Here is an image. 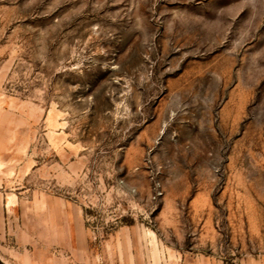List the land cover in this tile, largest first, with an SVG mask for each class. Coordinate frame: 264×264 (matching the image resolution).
I'll return each instance as SVG.
<instances>
[{
  "label": "rangeland",
  "instance_id": "rangeland-1",
  "mask_svg": "<svg viewBox=\"0 0 264 264\" xmlns=\"http://www.w3.org/2000/svg\"><path fill=\"white\" fill-rule=\"evenodd\" d=\"M0 93L70 264H264V0H0Z\"/></svg>",
  "mask_w": 264,
  "mask_h": 264
},
{
  "label": "crops",
  "instance_id": "crops-1",
  "mask_svg": "<svg viewBox=\"0 0 264 264\" xmlns=\"http://www.w3.org/2000/svg\"><path fill=\"white\" fill-rule=\"evenodd\" d=\"M5 106L0 93V110ZM21 208L18 197L0 192L1 258L7 264H70L77 250L72 246L76 229L71 227V214L55 211L48 203L36 213Z\"/></svg>",
  "mask_w": 264,
  "mask_h": 264
},
{
  "label": "water",
  "instance_id": "water-1",
  "mask_svg": "<svg viewBox=\"0 0 264 264\" xmlns=\"http://www.w3.org/2000/svg\"><path fill=\"white\" fill-rule=\"evenodd\" d=\"M0 264H5L4 261L0 258Z\"/></svg>",
  "mask_w": 264,
  "mask_h": 264
}]
</instances>
